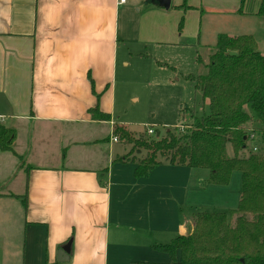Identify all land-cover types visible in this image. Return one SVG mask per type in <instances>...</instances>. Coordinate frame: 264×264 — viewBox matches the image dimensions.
Listing matches in <instances>:
<instances>
[{"label":"crops","instance_id":"obj_1","mask_svg":"<svg viewBox=\"0 0 264 264\" xmlns=\"http://www.w3.org/2000/svg\"><path fill=\"white\" fill-rule=\"evenodd\" d=\"M141 5L144 42L169 43L187 13H170L173 4L0 0V122L16 131L15 152L0 150V264H12L11 248L21 243L22 264L169 263L154 245L189 234L198 212L238 206L242 179L233 189L231 182L212 185L210 171L168 163L137 178L136 164L115 162L127 154H115L110 135L126 35L121 16L130 21ZM192 5L210 15L205 41L251 34L264 52L260 0H245L242 12L241 0ZM192 35L203 38L202 25ZM97 106L111 119H93L89 111ZM69 241L70 259L59 262Z\"/></svg>","mask_w":264,"mask_h":264},{"label":"trees","instance_id":"obj_2","mask_svg":"<svg viewBox=\"0 0 264 264\" xmlns=\"http://www.w3.org/2000/svg\"><path fill=\"white\" fill-rule=\"evenodd\" d=\"M244 3L241 0L240 12ZM179 8L188 10L187 0ZM257 14L264 18V0H260ZM188 78L209 100V113H192L190 124L168 130L163 137L158 133L154 139L137 138L116 123L114 136L133 144V153L147 152L139 159L130 152L117 160L135 163L137 178L149 177L163 163L208 169L209 184L218 186L229 185L233 173L239 171V203L229 212H198L189 234L154 245L155 250L170 256L169 263L137 264H264V52L254 35L222 33L207 73ZM89 112L95 120L111 119L98 106ZM257 138L259 146L250 147L248 142ZM15 139L16 131L0 122V150L15 152Z\"/></svg>","mask_w":264,"mask_h":264},{"label":"rangeland","instance_id":"obj_3","mask_svg":"<svg viewBox=\"0 0 264 264\" xmlns=\"http://www.w3.org/2000/svg\"><path fill=\"white\" fill-rule=\"evenodd\" d=\"M183 3L184 0H180L179 6H176L173 0L170 13H175L176 10L183 11V8H179ZM193 3L194 0H187V4ZM194 8L198 9L190 7L184 10L187 13L179 15L175 32L169 37V43L144 42L138 24V19L142 16L140 12L143 9L142 5L131 9L130 21L126 19L125 14L121 16V23L123 21L126 26V35L120 38L122 43L120 56L123 55V60L119 58L114 118L118 124L125 125L137 138L142 136L154 139L158 137V133L163 137L168 130H181L185 125L190 124L193 121L192 113L197 116L209 113V100L203 98L195 82L188 77L207 73L210 57L216 45L215 41L210 43L204 39L206 24L211 21L210 15L207 14V18L202 17L205 7L204 10L197 6ZM158 19L162 23L161 16L158 15ZM201 25L203 38L199 39L198 35L193 37V32L199 30ZM190 32L191 34L187 35ZM150 34L154 35V40L161 38L159 34L152 32ZM247 110L255 116L249 107ZM149 129H154V134H149ZM110 135L114 136L113 132ZM113 143L112 150L115 154L122 156L125 153H133V144L128 141L120 139ZM248 144L250 147L259 146L260 141L257 138ZM106 145L109 147L108 143ZM228 153L230 156L233 155L231 145L228 146ZM146 154L144 149L140 153L135 151L133 153L138 159ZM115 162L120 163L117 159ZM128 164L135 163L130 161ZM200 170L209 173L208 169ZM239 182H241V173L235 171L231 179V189ZM209 210L208 212H214V209ZM8 260L12 264H22V243L17 249L11 248Z\"/></svg>","mask_w":264,"mask_h":264},{"label":"water","instance_id":"obj_4","mask_svg":"<svg viewBox=\"0 0 264 264\" xmlns=\"http://www.w3.org/2000/svg\"><path fill=\"white\" fill-rule=\"evenodd\" d=\"M154 2L159 3L160 5L169 8L172 4V0H152ZM72 248V241H69L64 247L61 248L58 252V261L59 262H67L69 261L70 252Z\"/></svg>","mask_w":264,"mask_h":264},{"label":"built area","instance_id":"obj_5","mask_svg":"<svg viewBox=\"0 0 264 264\" xmlns=\"http://www.w3.org/2000/svg\"><path fill=\"white\" fill-rule=\"evenodd\" d=\"M121 1H124V2H125L126 0H121ZM154 132H155L154 129H149V130H148V133H149V134H154ZM119 140H120V139H119L118 136H113V141H114V142H118Z\"/></svg>","mask_w":264,"mask_h":264}]
</instances>
